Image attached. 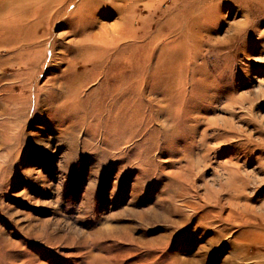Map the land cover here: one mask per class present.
<instances>
[{
    "label": "rangeland",
    "instance_id": "374dc122",
    "mask_svg": "<svg viewBox=\"0 0 264 264\" xmlns=\"http://www.w3.org/2000/svg\"><path fill=\"white\" fill-rule=\"evenodd\" d=\"M0 264H264V0H0Z\"/></svg>",
    "mask_w": 264,
    "mask_h": 264
}]
</instances>
